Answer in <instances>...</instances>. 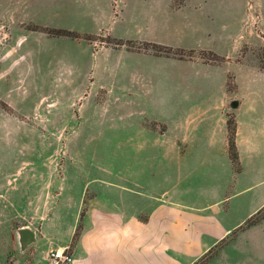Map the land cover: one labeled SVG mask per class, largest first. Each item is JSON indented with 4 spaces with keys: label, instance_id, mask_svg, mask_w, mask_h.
<instances>
[{
    "label": "crops",
    "instance_id": "1",
    "mask_svg": "<svg viewBox=\"0 0 264 264\" xmlns=\"http://www.w3.org/2000/svg\"><path fill=\"white\" fill-rule=\"evenodd\" d=\"M20 6L29 12L11 14V43L0 46V101L10 109L0 108V133L16 134L9 148L21 143V132L43 134L51 149L100 148L102 131L114 125L110 101L127 120L123 134H111L122 138L111 147L133 155L99 175L80 162L0 157V264H49L57 249L68 250L71 264H194L233 231L264 220L245 225L264 208V72L196 55L234 58L236 51H224L232 32H206L198 20L204 13L172 10L166 0ZM28 25L81 37H51ZM106 37L195 54L131 52L106 45ZM232 101L237 171L228 150ZM17 164L25 167L15 179L8 172ZM49 164L59 168L38 167ZM22 229L33 234L26 246Z\"/></svg>",
    "mask_w": 264,
    "mask_h": 264
},
{
    "label": "rangeland",
    "instance_id": "2",
    "mask_svg": "<svg viewBox=\"0 0 264 264\" xmlns=\"http://www.w3.org/2000/svg\"><path fill=\"white\" fill-rule=\"evenodd\" d=\"M20 4L21 0H0V46L3 48L11 43L12 38L7 36L5 32L8 31V23L10 24L13 22V16L18 17L21 14L24 16L29 12H25ZM166 5L168 8L175 11H184L186 8H190L204 13L198 20L200 24L204 25L206 32H232L230 37L231 42L227 46L226 44L224 45V51L231 56H233L236 51V56L234 58L223 57V61L217 64L243 63L256 67L264 72V0H166ZM8 8L9 10H7ZM11 14H13V16ZM31 27V25L27 26V28L33 29ZM107 38L110 37L105 38L104 42L106 45L114 47L107 44ZM120 47L126 49L125 46ZM28 87L29 86H22L23 90L28 89ZM227 87L229 90L233 89L231 76L228 78ZM106 103L107 116L110 121H113L114 125L109 126V129L113 131H102V147L51 149L46 147V138L43 134L38 133L30 136L29 133L21 132L19 134L21 143L16 141V147L9 148L8 144L13 142V135L16 134L7 132L0 133V146L5 142L4 148L0 147V157L15 156L21 158L23 161H28L29 157L43 158V160L48 158L51 159V161H60L63 164L67 160L76 163L80 162L83 172L89 175H99L115 171L119 167L117 166V161H121V163L124 162L127 157L133 155V152L132 149L124 147H111L116 140L122 139L113 138L111 134H115L116 132L123 134L124 129H126L125 126H127V120L123 118V120H125L123 121L119 119V116L114 114L115 109H117L115 108L114 102L109 101ZM0 108L10 113L9 107L4 102L0 101ZM44 109L45 108H43V111H45ZM229 109L227 120L233 122L232 108L229 107ZM122 114L125 113L123 112L120 115ZM158 129H162V127H158ZM31 140L32 145H37L36 147L29 148L28 142ZM24 167L25 165L20 166L18 164L11 166V170L8 173H11L12 178L13 175H15V179H17L19 174L17 169ZM27 167L29 166L27 165ZM38 167H43L45 169L43 171L44 173L49 170L52 171L54 168H59V166L52 164L39 165ZM39 174H41L40 171ZM262 218H264V216ZM255 223H249L246 227H250V225H254ZM243 229L244 226L241 227V229L233 231L194 264H264V220L254 228L239 235V232Z\"/></svg>",
    "mask_w": 264,
    "mask_h": 264
},
{
    "label": "trees",
    "instance_id": "3",
    "mask_svg": "<svg viewBox=\"0 0 264 264\" xmlns=\"http://www.w3.org/2000/svg\"><path fill=\"white\" fill-rule=\"evenodd\" d=\"M33 29H41L46 34L50 36H61V37H69V38H79L81 37L79 34L67 30H58V29H49V28H39L37 26H32ZM87 40H91L93 38L88 36H83ZM107 44H110L114 47H120L125 46L126 49L131 51H143V52H152L155 55H162L166 57H172L176 59H191L195 52L194 51H183V50H174L169 47L165 46H158L154 44L149 43H140V44H134L129 41H121L116 40L112 38H107ZM198 57L204 62V63H219L223 61V57L217 55L216 53L212 51H199L197 52ZM227 130H228V150H229V157L233 164V167L235 171L238 170L237 165V154H236V148L234 144V135H235V125L234 121L227 120ZM264 216V208L257 212V214L250 219V221L246 222L245 225H249L252 223L257 222L260 218Z\"/></svg>",
    "mask_w": 264,
    "mask_h": 264
},
{
    "label": "built area",
    "instance_id": "4",
    "mask_svg": "<svg viewBox=\"0 0 264 264\" xmlns=\"http://www.w3.org/2000/svg\"><path fill=\"white\" fill-rule=\"evenodd\" d=\"M72 255L67 249H57L49 253V264H71Z\"/></svg>",
    "mask_w": 264,
    "mask_h": 264
},
{
    "label": "water",
    "instance_id": "5",
    "mask_svg": "<svg viewBox=\"0 0 264 264\" xmlns=\"http://www.w3.org/2000/svg\"><path fill=\"white\" fill-rule=\"evenodd\" d=\"M230 107L232 109H235L237 107V102L232 101L230 103ZM20 236H21V244L22 246H26L33 240V234L28 229H22L20 230Z\"/></svg>",
    "mask_w": 264,
    "mask_h": 264
}]
</instances>
